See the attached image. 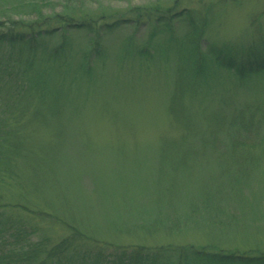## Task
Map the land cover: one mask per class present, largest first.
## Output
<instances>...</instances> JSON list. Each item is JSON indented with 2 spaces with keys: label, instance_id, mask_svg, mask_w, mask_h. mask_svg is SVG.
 I'll return each mask as SVG.
<instances>
[{
  "label": "rangeland",
  "instance_id": "obj_1",
  "mask_svg": "<svg viewBox=\"0 0 264 264\" xmlns=\"http://www.w3.org/2000/svg\"><path fill=\"white\" fill-rule=\"evenodd\" d=\"M34 21L61 27L40 54L63 48L53 67L37 59L46 100L16 112L3 206L53 244L71 227L95 244L264 254V71L208 54L264 44V0H0V25ZM83 21L92 32L66 29Z\"/></svg>",
  "mask_w": 264,
  "mask_h": 264
},
{
  "label": "trees",
  "instance_id": "obj_2",
  "mask_svg": "<svg viewBox=\"0 0 264 264\" xmlns=\"http://www.w3.org/2000/svg\"><path fill=\"white\" fill-rule=\"evenodd\" d=\"M182 15L185 16L184 13ZM187 21H194L189 14ZM83 22L65 26L69 31L92 32L86 21ZM36 23L24 25L11 22V25L7 22L0 25V183L15 173L13 162L16 161L15 156L19 157L22 147L16 121L19 105L33 103L37 95L40 102H44V92L49 90L46 75L39 71L41 68H36L37 59L43 66L53 67L59 58L58 52L63 48L46 49L48 55L40 54L39 37L53 36L61 27L42 30L36 29ZM201 38L196 39L199 41ZM193 45L191 55L197 62L198 52ZM263 45L258 43L245 49L240 56L230 48L214 45L209 48L208 54L220 67L234 71L238 76H246L264 71ZM3 203L0 197V264H264V254L250 257L222 250L211 252L178 248L172 251L164 247L95 244L82 231L71 227L67 237L53 244L49 238H44L34 222L15 216L14 212L20 205L5 203L3 206Z\"/></svg>",
  "mask_w": 264,
  "mask_h": 264
}]
</instances>
